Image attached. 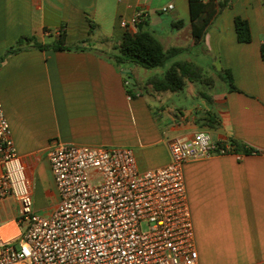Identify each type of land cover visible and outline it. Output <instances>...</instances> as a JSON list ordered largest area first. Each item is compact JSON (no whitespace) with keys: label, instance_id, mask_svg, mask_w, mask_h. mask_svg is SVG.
Here are the masks:
<instances>
[{"label":"crops","instance_id":"obj_1","mask_svg":"<svg viewBox=\"0 0 264 264\" xmlns=\"http://www.w3.org/2000/svg\"><path fill=\"white\" fill-rule=\"evenodd\" d=\"M169 4L174 9L163 13ZM138 11L146 14L143 29L158 35L166 50L184 49L170 65L193 62L212 82L187 81L181 92L157 94L147 83L166 69L146 78L137 66L118 70L105 53L135 31L122 22ZM237 17L248 21L250 43L239 42ZM192 25L190 0H0V57L23 36L48 45L87 42L83 51L11 56L0 69L4 112L32 182L34 209L43 216L60 200L49 160L56 143L133 148L142 171L167 165L169 144L199 132L255 150L192 161L184 175L199 264H264V0H229L202 41ZM225 71L239 92L228 90L220 77ZM126 86L135 97L129 99ZM19 210L13 198L0 202L2 240L21 235Z\"/></svg>","mask_w":264,"mask_h":264},{"label":"built area","instance_id":"obj_2","mask_svg":"<svg viewBox=\"0 0 264 264\" xmlns=\"http://www.w3.org/2000/svg\"><path fill=\"white\" fill-rule=\"evenodd\" d=\"M145 18L138 11L122 25L136 31ZM169 149L167 165L142 171L133 148L56 143L49 160L60 200L43 216L0 98V202L19 203L23 228L16 239L0 238V264H199L184 167L242 155L204 132Z\"/></svg>","mask_w":264,"mask_h":264},{"label":"trees","instance_id":"obj_3","mask_svg":"<svg viewBox=\"0 0 264 264\" xmlns=\"http://www.w3.org/2000/svg\"><path fill=\"white\" fill-rule=\"evenodd\" d=\"M190 2L193 21L192 34L196 41H202L211 20L228 5L229 0H219L216 4L213 0H209L208 2H205V0H190ZM201 17L203 18L201 19ZM199 19L201 21L198 24L197 21ZM141 23L146 24V21L143 20ZM235 23L239 42L250 43L252 41V35L248 21L237 17ZM90 24L91 30H93L94 24ZM86 44L87 42L85 41L78 45L68 46L65 45L63 40H60L58 43L48 45L38 42L33 37L23 36L0 57V69L11 56L27 50L83 51L87 49ZM183 52L184 49L182 48L166 50L163 43L155 35L145 29L140 31L137 28L136 31H126L122 42L114 45L105 54L113 65L121 71L127 65L137 66L146 70L163 68L169 60L178 57ZM261 56L264 60V45L261 48ZM220 77L228 85L229 91L239 92V89L235 86L233 74L230 71L220 73ZM187 81L209 85L212 79L201 66L193 62L176 61L168 66L162 78L154 77L147 84L151 85L153 91L157 94L168 92L178 93L184 90ZM126 88L130 97H135L133 94L136 91L130 89L128 86ZM202 96L207 98L205 95ZM230 143L238 154L250 155L257 153L255 150L248 149L238 141L232 140Z\"/></svg>","mask_w":264,"mask_h":264},{"label":"rangeland","instance_id":"obj_4","mask_svg":"<svg viewBox=\"0 0 264 264\" xmlns=\"http://www.w3.org/2000/svg\"><path fill=\"white\" fill-rule=\"evenodd\" d=\"M156 36H158V35H156ZM181 57L185 58L186 56H185V55H182ZM170 63H171V60H169V61L167 62V64H166L163 68H158V69H156V70H146V69L140 68L141 76H142L143 78H146V77H148V76H151V75L156 74V72L159 74V72H161V71L167 69L168 66L170 65ZM208 74H209V75H214L215 73H208ZM144 228H146V227L144 226Z\"/></svg>","mask_w":264,"mask_h":264},{"label":"water","instance_id":"obj_5","mask_svg":"<svg viewBox=\"0 0 264 264\" xmlns=\"http://www.w3.org/2000/svg\"><path fill=\"white\" fill-rule=\"evenodd\" d=\"M143 26H144L143 23L139 24L138 29L141 31L143 29ZM125 73H127V74H125V78L127 79V81L129 83L133 84L134 83V80L132 78V74L130 73V71L129 70H126Z\"/></svg>","mask_w":264,"mask_h":264}]
</instances>
